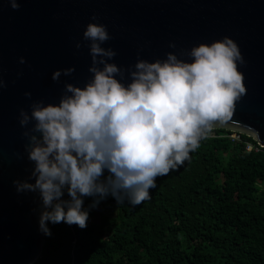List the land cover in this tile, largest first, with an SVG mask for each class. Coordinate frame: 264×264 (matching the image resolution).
<instances>
[{"label":"clouds","instance_id":"9594fccd","mask_svg":"<svg viewBox=\"0 0 264 264\" xmlns=\"http://www.w3.org/2000/svg\"><path fill=\"white\" fill-rule=\"evenodd\" d=\"M6 2L19 10L20 0ZM83 39L91 78L83 87L65 84L57 104L39 101L19 113L21 127L32 124L23 136L34 183H13L18 193H39V231L49 237V223L87 228L84 198H93L89 209L109 196L133 207L149 200L157 178L178 171L215 127L233 118L246 94L238 70L243 57L229 37L182 52L188 60L167 53L164 60L138 59L130 69L109 62L117 53L101 46L111 39L104 25L89 23ZM74 71L57 70L52 80Z\"/></svg>","mask_w":264,"mask_h":264},{"label":"water","instance_id":"95a60500","mask_svg":"<svg viewBox=\"0 0 264 264\" xmlns=\"http://www.w3.org/2000/svg\"><path fill=\"white\" fill-rule=\"evenodd\" d=\"M89 23L106 27L111 39L101 46L117 53L109 62L122 69L167 53L188 60L181 53L194 46L232 39L243 57L246 94L233 118L214 129L246 134L264 147V0H20L19 10L0 0V264H34L42 253L39 193H18L13 183H34L23 136L32 124L21 127L19 113L39 101L57 104L65 84L83 87L91 78L83 39ZM68 68L75 69L71 76L52 80ZM122 82H130L127 74Z\"/></svg>","mask_w":264,"mask_h":264},{"label":"trees","instance_id":"16d2710c","mask_svg":"<svg viewBox=\"0 0 264 264\" xmlns=\"http://www.w3.org/2000/svg\"><path fill=\"white\" fill-rule=\"evenodd\" d=\"M156 183L149 200L83 230L49 223L34 264H264V147L252 137L213 129Z\"/></svg>","mask_w":264,"mask_h":264},{"label":"rangeland","instance_id":"374dc122","mask_svg":"<svg viewBox=\"0 0 264 264\" xmlns=\"http://www.w3.org/2000/svg\"><path fill=\"white\" fill-rule=\"evenodd\" d=\"M92 203H93V201L90 204H92ZM100 203H102V201ZM104 203H107V202H104ZM89 205L87 206L88 209H89ZM116 208L117 207H115L113 210H109V209L104 208L103 211H101V212L96 211V208L95 209H89L93 213V215L88 219V221L91 223L99 224L102 221V218L109 217L111 219L116 215Z\"/></svg>","mask_w":264,"mask_h":264},{"label":"built area","instance_id":"2783aa9c","mask_svg":"<svg viewBox=\"0 0 264 264\" xmlns=\"http://www.w3.org/2000/svg\"><path fill=\"white\" fill-rule=\"evenodd\" d=\"M232 139L233 140H237L239 139V136L236 134L232 135ZM254 148L253 145L249 144L247 146V150L251 151ZM256 150H258V148H256ZM64 199H68L67 194H65V196L63 197ZM85 199V198H84ZM107 202V203H104ZM117 203L116 201L109 196L108 198H106L105 200L102 201V203H100L97 207H96V211H103L104 208L109 209V210H113L115 207H117Z\"/></svg>","mask_w":264,"mask_h":264}]
</instances>
